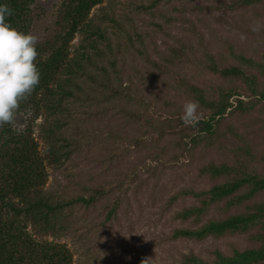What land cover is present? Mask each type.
Instances as JSON below:
<instances>
[{
	"label": "rangeland",
	"instance_id": "1",
	"mask_svg": "<svg viewBox=\"0 0 264 264\" xmlns=\"http://www.w3.org/2000/svg\"><path fill=\"white\" fill-rule=\"evenodd\" d=\"M232 1L163 0L142 9L138 5L149 0H103L92 8L90 14L107 13L118 23L106 21L111 55L96 62L90 78L78 76L82 91L66 103L71 115L64 132L83 143L60 164L47 167L44 185L47 191L64 196L88 194L99 185L109 188L93 204L75 205L66 214L60 241L69 248L72 264H177L180 255L190 251L211 260L214 249L230 254L233 249L255 246L248 232L199 241L170 238L174 228L194 226L174 219L173 213L196 200L183 196L164 205L180 189L204 190L217 182L198 172L209 162L246 163L264 176V104L256 102L244 114L229 112L212 136L194 146L189 143V152H182L170 136L156 141L145 121L175 109L183 111L189 101L186 94L180 95L184 86L172 73L200 87L222 83L201 64L205 52L215 57L223 54L228 63H237L231 50L262 59L264 16L255 13L264 3L235 9L217 6ZM65 2L34 0L28 32L36 36V44L47 47L60 42ZM256 23L260 30L254 32L251 26ZM77 43L75 37L70 45ZM172 48H182L183 54L170 64L165 56ZM69 50L73 54L75 47ZM101 67L106 68L108 81ZM96 80L121 85L128 94L108 96L106 86ZM260 81L264 83V77ZM245 100L254 103L253 98ZM125 110L142 117L133 119ZM42 121L26 110L15 112L12 126L31 129L42 144L38 137ZM254 200H264V193ZM218 215L211 206L204 218Z\"/></svg>",
	"mask_w": 264,
	"mask_h": 264
},
{
	"label": "trees",
	"instance_id": "2",
	"mask_svg": "<svg viewBox=\"0 0 264 264\" xmlns=\"http://www.w3.org/2000/svg\"><path fill=\"white\" fill-rule=\"evenodd\" d=\"M102 1L66 0L61 10L64 30L60 42L47 47L36 44L40 82L32 94L20 102L16 112L30 110L36 117H42L43 121L38 124L42 144L29 128L18 129L12 123L0 127V264H72L69 248L60 241L66 230V214L75 205L93 204L109 190L108 186L99 185L91 187L88 194L64 196L49 192L44 186L47 167L60 164L83 143L64 132L71 115L66 103L78 98L82 91L78 76L84 74L90 78V69L98 65L96 62L111 55V36L106 21L118 23L107 13L100 16L90 14L92 8ZM160 1L163 0H149L147 5L138 7L147 9ZM0 2L12 10L7 21L16 29L28 32L34 0ZM263 3L264 0H233L217 6L235 9ZM255 14L264 16V7L257 9ZM75 37L78 43L70 45ZM72 46L75 47L73 54L69 50ZM182 54V48H172L165 60L174 63ZM230 55L237 63H228L223 54L215 57L204 53L201 64L222 79L219 84L208 83L200 87L172 73L184 86L180 95L184 93L189 100L198 102L201 119L193 127L183 123L180 109L166 115H154L145 121L156 141L165 135L170 136L182 152H189L188 144L194 146L212 136L229 112L244 114L256 102L264 104V83L260 81V77H264V54L260 60L232 50ZM109 63L115 68L114 60L110 58ZM155 65L170 72L163 64ZM101 71L108 81L106 68L101 67ZM96 82L106 86L108 96L128 94L127 88L121 85L114 87L103 80ZM245 98H253L254 103L249 104ZM125 113L133 119L142 117L138 112L125 110ZM198 172L218 181L204 190L180 189L168 198L165 207L183 196H192L196 200V203L173 213L174 219L189 221L194 226L174 228L169 237L199 241L228 233L248 232L255 246L233 249L230 254L214 249L211 260L190 251L182 253L177 264H264V200H254L258 194L264 193V176L242 162H209ZM211 206L219 215L204 218Z\"/></svg>",
	"mask_w": 264,
	"mask_h": 264
},
{
	"label": "clouds",
	"instance_id": "3",
	"mask_svg": "<svg viewBox=\"0 0 264 264\" xmlns=\"http://www.w3.org/2000/svg\"><path fill=\"white\" fill-rule=\"evenodd\" d=\"M12 15L9 6L0 2V127L11 124L20 102L31 95L40 82L36 64L37 38L30 32L13 27L7 17ZM259 31L258 23L251 26ZM199 104L195 100L183 105L182 121L195 127L200 123Z\"/></svg>",
	"mask_w": 264,
	"mask_h": 264
}]
</instances>
